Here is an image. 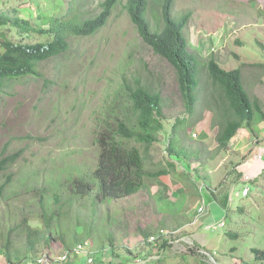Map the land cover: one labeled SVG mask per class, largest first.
Listing matches in <instances>:
<instances>
[{
    "label": "rangeland",
    "instance_id": "374dc122",
    "mask_svg": "<svg viewBox=\"0 0 264 264\" xmlns=\"http://www.w3.org/2000/svg\"><path fill=\"white\" fill-rule=\"evenodd\" d=\"M101 1L82 0L79 11L93 17ZM71 3L0 0V13L47 28ZM125 3L119 1L97 33L71 36L65 55L40 64L41 77H22L0 90V159L22 150L0 173V186L8 176L12 180L0 195V245L14 228L13 261L34 264L26 259L32 254L26 217L32 228H39L37 252L30 257L35 261L46 253L58 260L89 239L94 262L84 252L76 258L82 264H138L158 258L156 236L163 229L173 247L160 254L159 264H264L252 252L253 247L264 249V120L256 112V134L241 129L219 150L221 113L214 98L221 89L206 66L214 57L226 69L239 67L248 92L258 96L264 109V66L250 64L264 63V0H175L174 18L192 13L184 34L200 60L193 114L185 109L175 68L145 43ZM147 15L153 30L162 26L157 0H149ZM0 31L15 41L22 37L13 25L0 26ZM23 37L34 42L48 35ZM138 79L163 96L164 129L149 151L147 169L165 166L169 173L147 179L133 195L101 198L93 174L100 151L96 138L117 119L132 116L127 87ZM184 117L186 122L174 128ZM128 143L123 144L140 146L135 140ZM170 143L184 150L181 156L171 154ZM246 174L255 180L245 183ZM79 179L93 184L90 193ZM246 186L250 191L243 196ZM47 236H53L50 247ZM0 264H6L1 246Z\"/></svg>",
    "mask_w": 264,
    "mask_h": 264
},
{
    "label": "trees",
    "instance_id": "16d2710c",
    "mask_svg": "<svg viewBox=\"0 0 264 264\" xmlns=\"http://www.w3.org/2000/svg\"><path fill=\"white\" fill-rule=\"evenodd\" d=\"M71 1L68 12L52 19L47 28H37L24 19L16 18L12 21L9 16L0 13V26L13 25L22 35L19 40L15 41L8 36L7 32L0 31V90L9 82L22 77H41L42 74L39 71L41 63L65 55L70 48L69 38L71 36H90L106 26L120 0L101 1L99 12L93 17H85L86 13L79 11L82 0ZM157 2L161 6L163 24L155 30L152 29L147 15L149 0H126L125 9L145 43L175 68L185 109L187 113L193 114L199 101L196 91L200 87L198 78L200 60L198 55L189 49L188 40L184 34L192 13L187 11L176 19L172 16L175 0H157ZM31 32L48 35V38L34 42L25 41L23 35H29ZM250 64L264 66V63L260 62ZM206 66L213 83L221 89V95L214 98L216 109L221 113L217 141L219 150L226 149L239 130L247 129L253 136L256 134L255 114L260 112L264 120V109L258 96H251L248 92L239 67L226 69L214 57L207 61ZM127 91L132 102L131 115L135 117V120L132 116L117 119L115 125L107 126L105 130L99 132L96 138L100 151L93 174L99 183L98 195L101 198H121L133 195L145 186L147 179L169 173V169L165 166L156 172L147 169V160L151 158L149 151L164 129L161 91L152 89L140 79L133 86H128ZM186 120L187 117L177 119L173 127L177 128ZM130 140L139 142L140 146L132 144L126 147L123 144ZM169 151L177 156H181L184 152L183 149L178 150L173 143L169 144ZM21 154L22 150H19L1 158L0 173L6 169L7 165L17 161ZM169 165L173 166V163L169 162ZM11 181V176H8L7 181L0 186L1 196ZM76 182L83 186L86 193L92 190L91 182L85 179H79ZM23 222L28 228V250L34 255L37 252L36 240L40 237L37 234L39 228H32L26 217ZM13 230L14 228L8 230L4 243L0 245L6 264H16L10 251ZM145 234L148 236V233ZM166 235V230L162 229L156 236L157 242H160L158 258L148 259L146 257L147 259L144 258V261L138 264L160 263L162 260L160 254L173 247ZM2 236L3 232H0V238ZM50 237L45 238L48 247L51 246ZM252 252L256 260H264V249L253 247ZM32 254L26 259L34 264H40L38 259L42 256L35 261L30 258ZM126 264H131V262Z\"/></svg>",
    "mask_w": 264,
    "mask_h": 264
},
{
    "label": "built area",
    "instance_id": "2783aa9c",
    "mask_svg": "<svg viewBox=\"0 0 264 264\" xmlns=\"http://www.w3.org/2000/svg\"><path fill=\"white\" fill-rule=\"evenodd\" d=\"M246 180H251V178L249 176H246L245 178ZM249 192V188H245L243 191V195H247ZM91 242L88 240H85L83 242H79L78 244H76V246L73 248V250L71 251H67L64 252L63 254H61V256H58V260L60 262H64L66 261L70 256H78L81 255V253L85 252V256L87 257V260L89 263H93L94 262V258L89 255L90 254V249H91ZM52 259L50 257H43L41 259H39L38 262H40V264H51L52 263Z\"/></svg>",
    "mask_w": 264,
    "mask_h": 264
},
{
    "label": "clouds",
    "instance_id": "9594fccd",
    "mask_svg": "<svg viewBox=\"0 0 264 264\" xmlns=\"http://www.w3.org/2000/svg\"><path fill=\"white\" fill-rule=\"evenodd\" d=\"M248 131V130H247ZM259 158H262V156H259ZM246 176H249L250 178H251V180H246L245 178H246ZM246 176L244 177V181H245V183H250L251 181H254L255 180V177H253V176H251L250 174H246ZM245 188H249L248 186H246ZM244 188V189H245ZM244 191V190H243ZM249 191H250V188H249ZM249 193V192H248ZM242 195H243V192H242ZM248 195V194H247ZM247 195H243V196H247ZM200 210H202V207L201 208H199ZM225 223H224V221H221V223H220V225H224ZM85 241V240H84ZM81 242H83V241H81ZM78 244V243H77ZM194 244V243H193ZM76 246V245H75ZM74 246V247H75ZM92 246V245H91ZM73 247V248H74ZM71 250H73V249H70V250H66L65 252H67V251H71ZM194 250V249H193ZM193 250H191V251H193ZM92 252V247H91V249H90V253ZM64 252H62V254H63ZM205 252H203V254H204ZM44 256H47V257H50L52 260H53V256L50 254V253H46V254H44L42 257H40L39 259H41V258H43ZM79 257H81V255H78V256H70L66 261H70V259H71V261H73L74 259H76V258H79ZM39 259H38V261H39ZM56 261H58V260H53V262H56ZM66 261H64V262H66ZM60 263V262H59Z\"/></svg>",
    "mask_w": 264,
    "mask_h": 264
},
{
    "label": "crops",
    "instance_id": "0c3cea01",
    "mask_svg": "<svg viewBox=\"0 0 264 264\" xmlns=\"http://www.w3.org/2000/svg\"><path fill=\"white\" fill-rule=\"evenodd\" d=\"M177 156V155H176ZM173 166H174V164H173ZM154 187H157V188H159V186L157 185H154ZM169 188V187H168ZM171 188H169V190H170ZM224 195V194H223ZM224 197H227V192L225 193V196ZM214 207H216L217 209H218V207L219 206H217V205H215L214 204ZM52 250H53V248L51 247V249L49 250V249H47V251H49V252H52ZM83 262H82V260L81 259H76V261H74V262H70V263H68V264H82Z\"/></svg>",
    "mask_w": 264,
    "mask_h": 264
}]
</instances>
